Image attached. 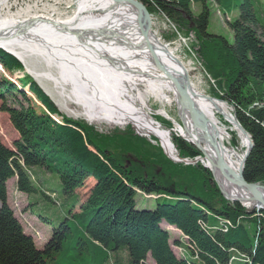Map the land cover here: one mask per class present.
I'll list each match as a JSON object with an SVG mask.
<instances>
[{
	"label": "trees",
	"instance_id": "obj_1",
	"mask_svg": "<svg viewBox=\"0 0 264 264\" xmlns=\"http://www.w3.org/2000/svg\"><path fill=\"white\" fill-rule=\"evenodd\" d=\"M193 32L201 65L214 81L213 96L233 107L236 121L250 135L244 162L247 182H264V7L241 0L239 16L228 26L232 42L207 31L208 0H139ZM234 0H213L230 10ZM195 3L200 4L196 13ZM236 3V2H235ZM0 67L9 73L21 63L0 49ZM32 94L40 106L26 95ZM0 109L18 137L13 149L0 140V264H264V210H247L223 197L211 171L201 165L170 161L127 128L112 136L63 115L28 75L14 84L0 76ZM60 117L56 122L51 116ZM180 157L201 156L191 144L172 137ZM45 173L50 177L45 178ZM59 180L63 199L73 202L61 214L47 240L38 246L7 203V182L40 195V187ZM94 180L84 201L74 191ZM39 182V184H38ZM50 183V182H49ZM154 196L152 208L138 207L137 192ZM142 195V194H141ZM38 201L29 202V205ZM78 205L77 213H72ZM31 209V208H30ZM38 217L51 221L42 214ZM232 228L221 230V223ZM162 222L187 238L186 255L176 256ZM204 227H207L205 229ZM181 247L178 241L173 243Z\"/></svg>",
	"mask_w": 264,
	"mask_h": 264
},
{
	"label": "bare ground",
	"instance_id": "obj_2",
	"mask_svg": "<svg viewBox=\"0 0 264 264\" xmlns=\"http://www.w3.org/2000/svg\"><path fill=\"white\" fill-rule=\"evenodd\" d=\"M2 4L5 2L0 0V7H3ZM28 10L0 14V48L15 55L35 77L49 78L57 85L68 84L71 88L67 98L81 107L88 121H106L120 126L130 123L138 132L157 138L166 154L173 157L175 151L169 132L156 125L145 112L146 102L137 86L144 85L146 91L160 102L166 101L170 93L182 121L179 127L174 121L179 134L204 153L222 193L248 208L263 207L250 199L236 183L232 172L221 171L216 166V153L194 127L184 97L156 68L147 53L144 37L136 23L137 12L132 5L113 0H80L77 12L65 19ZM150 40L156 59L191 93L200 108L205 128L218 143L227 165L237 172L243 155L225 144L227 135L216 119L217 112L237 127L232 116L226 112L224 103L191 88L186 69L176 54L153 34H150ZM29 54L38 55L47 64L56 65L59 76L32 71L26 62ZM159 113L167 115L164 110ZM238 130L241 145L245 147L249 139ZM253 191L264 202V186L257 185Z\"/></svg>",
	"mask_w": 264,
	"mask_h": 264
},
{
	"label": "rangeland",
	"instance_id": "obj_3",
	"mask_svg": "<svg viewBox=\"0 0 264 264\" xmlns=\"http://www.w3.org/2000/svg\"><path fill=\"white\" fill-rule=\"evenodd\" d=\"M2 1L5 2V4H2L3 7H0L1 15H3L4 12H10L14 14L23 11L26 8H29L28 11L31 13L49 14L53 18H60V19H65L74 15L77 12L80 3V0H2ZM260 1L264 7V0H260ZM208 2L210 5L209 6L210 17L207 26V31L212 34L221 35L228 42H232V32L228 26V23L238 18L239 7L236 4H239L241 0H234L231 9L225 10L223 12H221V10L217 7V5L213 3V0H208ZM193 9L197 13L200 10V4L195 3L193 5ZM149 14L151 16V29H150L151 34H153V36L156 37V39H158V41L161 44L171 49L174 52V54H176L177 58H179L182 65L186 69L191 88H195L203 95H206L207 97H210L213 100H217L222 104L224 103L223 105L225 107L226 112L229 113L230 116H232V118L235 121L236 119L234 116L233 107H231V105L225 102L224 100L213 96L212 91L214 89L215 83L207 74L204 67L201 65L200 58L198 57L196 51L197 48L194 47L195 36L193 32L191 31L184 32V29H182L178 24L168 19L166 16L159 13L158 11ZM94 15H97V13H94ZM18 61L21 63L23 70L9 73L5 71L2 67H0V76H4L5 78L11 80L14 84H16L19 78H22L25 74L28 75L49 96V98L52 100V102L55 104V106L63 115L73 120L80 121L89 126H92L97 132L108 136H112L114 133L115 134L123 133L127 128H130L133 131V133L136 134L137 136L142 137L143 139L147 140L149 143L153 145H158L162 150L163 154L170 161L174 163H182L185 165H196V163L199 162L201 165L209 169L208 167L209 165L206 163L204 154L202 153L200 148L197 147L192 142L186 140L184 137H182L179 134L177 128L179 127V125L182 124V121L178 116L177 107L170 93L167 94L168 97L166 101L160 102L152 94L146 91V87L144 85L140 84L137 86V90L143 95V98L146 102V106L144 108L145 112L153 119V122L155 124L159 125V127H162L165 131L169 132L172 145L174 146L172 142V137H178L184 140L185 142L191 144L192 146H194L197 150H199L201 156H196L193 158L180 157L178 153V149L174 146L175 155L171 157L166 154L164 148L162 147L161 142L157 138L146 136L138 132L137 129L130 123H127L124 126H120V125H114L112 123L109 124V122L106 121L100 123L99 122L93 123L88 121L83 116L81 107L75 104L72 100L67 98L66 95L69 93L71 88L68 84L63 83L61 85H57L53 80H50L49 78H45V77L37 78L26 69L25 65L21 60ZM26 62L29 68L36 73H46L54 77L59 76V70L57 66L54 64H47L38 55L29 54L26 57ZM23 90L27 96L32 98V101L35 104L40 106L39 102L33 98L32 94L28 91L27 87H25ZM160 110H164L167 115H162L161 113H159ZM216 114H217L216 119L218 120L220 128L223 129V131L227 135L225 144L231 147L232 149H234L237 153L243 155L247 149L248 144L245 147L241 145L240 137L238 134L239 127L232 126L229 122H227L224 119V117L220 113L216 112ZM51 117L56 122H60L61 120L60 117L55 115ZM174 121L177 123L178 127H176ZM245 133H246L245 135L249 139L250 135L246 131ZM17 137L18 135L9 121L8 114L6 112L1 111L0 109L1 142L4 145H6L8 148L13 149V141ZM44 177L48 178L50 176L49 174L45 173ZM48 181L50 182V183L47 182L48 185L52 189H54L56 193L53 194L52 192L45 190L43 187H40L41 190L44 191L45 195H47L51 200L56 199L58 202H60L62 204L61 206H57L56 203H52L49 200H45V198H43L40 195V193L33 195H26L24 193L19 192L15 187V178H12L7 182V203L13 209L15 217L21 223L24 231L32 236L35 244L38 246H41L47 240L53 226L57 225L58 222L61 220L62 218L61 214L73 202L72 196L67 197V199L65 200L63 199V195L60 192L59 180L57 179V177H55L54 180L49 179ZM253 183H260V182H253ZM263 183L264 182L260 184ZM93 184H94V180L92 178H88L84 182L83 187L78 188L74 191V194L77 195L80 202L85 200L87 193L89 189L93 186ZM137 193L138 195H136L135 199L138 204V207H146V208L153 207L154 196H151L150 194H143L139 191ZM222 195L225 198V195L224 194ZM225 199L228 200V198ZM34 201L36 202L38 201V203L29 205V202L33 203ZM238 203H240L247 210V212L256 210L253 209L255 207H251V208L246 207L240 201ZM78 210H79V206L76 205L73 208L72 213H77ZM39 214H42L45 217H47L51 221V223H46L42 221L38 217ZM162 225L169 233L171 248L175 253V255L176 256H182L183 254L186 255V251L184 250V248L187 245V238L183 236L180 231L176 230L173 227L166 228L165 222H162L161 226ZM220 226H222L221 230L223 232H226L229 228H232L231 222L228 221L227 222L223 221V223H221ZM204 228L207 229V227ZM175 241H178L181 244V247L175 246L173 244ZM234 264H239V263H234Z\"/></svg>",
	"mask_w": 264,
	"mask_h": 264
},
{
	"label": "water",
	"instance_id": "obj_4",
	"mask_svg": "<svg viewBox=\"0 0 264 264\" xmlns=\"http://www.w3.org/2000/svg\"><path fill=\"white\" fill-rule=\"evenodd\" d=\"M113 1H115V2H126V3H129L130 5H132L135 8V10L137 12L136 23L138 25L139 33L144 37V42H145L144 45H145V49H146L147 53L152 58L156 68L161 73H163L173 83L174 86H176L178 88V90L180 91L181 95L184 97V99H185V101L187 103V108L189 110L190 117H191V120H192V123H193L194 127L200 131L202 136L213 147V149H214V151L216 153V166L221 171L223 170V171L232 172L235 175L236 183L239 186H241L248 193V196L250 197V199L253 200V201H256L257 203H259V206H263V207H259V208L255 207L253 209H256V210L262 209V210H264V202L262 200H260V198L257 197L256 192L253 191V188L255 186H257V185L264 186V183L260 184V183L247 182L245 180V178H244V175H243L244 162H245L246 157L248 156L249 151H250V149L252 147L251 139L249 138V143H248V146H247V149H246L245 153L243 154V158H242V162L240 164L239 170L237 172H234V170L227 165V163H226V161H225V159H224V157H223V155H222V153L220 151V147H219L218 143L216 142L215 138L212 135H210L208 133L207 129L205 128L204 119L202 117L200 108L194 102L191 93L187 90V88H185L184 86L179 84L166 71V69L163 66V64L158 59H156V56H155V53H154V49H153V46H152V42L150 40L151 16H150L149 12L147 11L146 7L144 6V4L142 2H140L139 0H113ZM0 49H2L3 51H5V52H7V53H9L11 55H13L12 53L6 51L4 48H0ZM13 56H15V55H13ZM235 123H236L237 127H239L240 130L243 133H245V131L242 129V127L240 126V124L236 120H235ZM204 157H205V155H204ZM208 167L211 170L210 166H208ZM213 177H214V173H213ZM214 179H215V177H214ZM219 189H220V187H219ZM220 191H221V189H220ZM221 193H222V191H221ZM225 198H227V197L225 196ZM228 200H230V199L228 198ZM230 201L239 202L238 200H230Z\"/></svg>",
	"mask_w": 264,
	"mask_h": 264
},
{
	"label": "crops",
	"instance_id": "obj_5",
	"mask_svg": "<svg viewBox=\"0 0 264 264\" xmlns=\"http://www.w3.org/2000/svg\"><path fill=\"white\" fill-rule=\"evenodd\" d=\"M165 226H166V228H167V227H168V228L171 227L170 225H165ZM162 227H163V225H162Z\"/></svg>",
	"mask_w": 264,
	"mask_h": 264
}]
</instances>
